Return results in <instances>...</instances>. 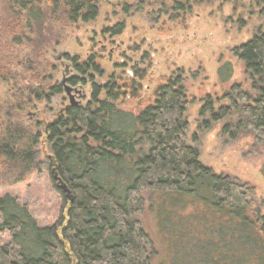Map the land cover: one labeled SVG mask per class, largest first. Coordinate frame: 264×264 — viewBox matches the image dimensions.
<instances>
[{
    "label": "trees",
    "instance_id": "1",
    "mask_svg": "<svg viewBox=\"0 0 264 264\" xmlns=\"http://www.w3.org/2000/svg\"><path fill=\"white\" fill-rule=\"evenodd\" d=\"M235 1L133 0L119 8L126 17L148 10L155 24L184 25L197 7L237 6ZM9 2L12 16L0 19V46L26 45L31 56L0 51V82L14 88L12 102L0 109V171L11 185L33 174L45 178L55 200L40 221L29 203L0 198V264H155L153 242L139 221L149 203L156 206L166 243L160 264H264V201L258 203L251 184L205 166L199 147L221 124L224 143L246 136L253 139L254 155L264 148V30L232 51L248 89L233 85L221 99L207 96L190 138L187 111L193 101L182 71L165 79L153 102L137 113L120 107L126 94L113 82L93 85L86 105L71 103L43 125L24 122V112H37L64 88L42 77L46 67L31 59L42 60L47 51L34 37L42 41L47 25L95 21L101 0ZM124 30L119 23L108 32L120 36ZM73 67L84 75L102 74L93 59L73 60ZM232 77L231 64H223L219 82ZM128 88L137 99L135 79ZM43 134L47 158L40 151Z\"/></svg>",
    "mask_w": 264,
    "mask_h": 264
},
{
    "label": "rangeland",
    "instance_id": "2",
    "mask_svg": "<svg viewBox=\"0 0 264 264\" xmlns=\"http://www.w3.org/2000/svg\"><path fill=\"white\" fill-rule=\"evenodd\" d=\"M236 1L237 6L233 2H217L213 6L197 7L184 25H163V21L153 23L154 18L148 10L126 17L119 5L122 2L132 4L133 0H101L98 17L93 22L47 25L42 41L34 37L46 45V55L42 60L31 59L43 63L47 71L42 77L53 78L54 84L63 86L64 93L53 97L48 104L39 105L37 112L26 110L23 121L46 125L71 103L86 105L91 100L93 85L106 86L113 82L126 94L119 103L120 107L137 113L153 102L156 89L165 79L182 71L188 98L193 101L187 111L190 138L196 132L198 114L207 96L221 99L233 85H243L248 89L243 64L232 51L251 40L259 28L264 30V4L257 6L254 0ZM9 8V0H0V19L12 16ZM119 23L125 25L124 32L120 36H112L108 30ZM2 44L0 51L8 53L3 52L4 55L14 53L10 54L13 57L19 52L21 57L31 56L26 45L13 49L7 43ZM91 59L101 68L102 74L89 71L84 75L73 67V60L83 64ZM226 63L231 64L233 77L222 85L218 70ZM136 71L143 75V80L134 77ZM133 79L140 87L137 99H132L128 88ZM125 84L126 89L123 87ZM13 90L12 85L0 82V109L12 102ZM220 131L221 124H218L202 137L199 146L201 162L216 174L230 175L254 186L256 199L261 203L264 201V148L260 149V154L254 155L251 137L224 143L219 136ZM46 140L43 134L40 144L42 158L49 156ZM2 171L0 198L10 195L22 203H29L32 210L36 208V217L41 221L48 214L51 201L55 200L47 180L33 174L26 181L11 185V179ZM155 209L156 206L147 204L139 221L153 242L155 264H160L166 260V243L157 225Z\"/></svg>",
    "mask_w": 264,
    "mask_h": 264
}]
</instances>
